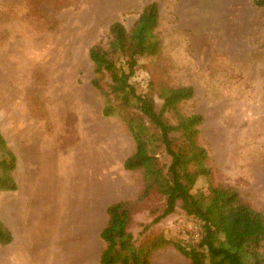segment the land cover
<instances>
[{
    "label": "rangeland",
    "instance_id": "374dc122",
    "mask_svg": "<svg viewBox=\"0 0 264 264\" xmlns=\"http://www.w3.org/2000/svg\"><path fill=\"white\" fill-rule=\"evenodd\" d=\"M151 2L163 47L139 60L132 80L139 91L152 81L195 89L180 109L204 117L200 145L214 184L235 188L264 214V7L253 0H0V129L18 161V189L0 194V213L17 236L0 247V259L100 264L106 206L135 200L144 177L124 168L133 139L121 118L103 115L88 52L110 40L113 23L130 28ZM208 192L200 178L191 193ZM132 207L136 245L161 233L183 245L200 240L202 223L180 207L146 232L162 201ZM155 254L158 264H188L173 246Z\"/></svg>",
    "mask_w": 264,
    "mask_h": 264
},
{
    "label": "trees",
    "instance_id": "16d2710c",
    "mask_svg": "<svg viewBox=\"0 0 264 264\" xmlns=\"http://www.w3.org/2000/svg\"><path fill=\"white\" fill-rule=\"evenodd\" d=\"M253 4L263 8L264 0H253ZM159 28L158 6L148 3L130 28L120 21L113 23L110 40L106 44L97 42L88 52L95 73L91 84L104 97L103 115L121 118L133 139L124 168L142 172L144 177L143 190L135 200L123 199L106 206L99 262L151 264L156 252L173 246L188 264H264V214L245 203L235 188L214 184L211 159L200 145L204 117L198 113L186 115L180 109L194 97L195 89L152 81L145 91H139L132 80L140 59L159 55L163 47ZM154 95L161 102L159 109ZM163 156L169 158L168 164L162 162ZM17 166V157L0 129V194L18 189ZM200 178L206 179L209 192L196 198L191 192ZM156 197L162 201L161 214L143 231L180 207L202 223L196 245L170 241L163 233L136 245L130 230L132 204ZM12 241L13 233L0 217V247Z\"/></svg>",
    "mask_w": 264,
    "mask_h": 264
},
{
    "label": "crops",
    "instance_id": "0c3cea01",
    "mask_svg": "<svg viewBox=\"0 0 264 264\" xmlns=\"http://www.w3.org/2000/svg\"><path fill=\"white\" fill-rule=\"evenodd\" d=\"M0 217H1V219L3 220V222L9 227V229H10V230L12 231V233H13V241H12V243H11L10 245H8V246L1 247V248H4V249H7V248L10 247L11 245H13L14 240H15V237L17 236V235H16L17 233H16V230H15L14 225H13V224H10L8 221H6V219L3 217L2 213H0ZM50 226H51V222H50V224H49L48 230H51ZM49 237H50V236H49ZM40 247H41V248L39 249L40 251H42V252H50V247H49V246H47V248H45V247H43V246L40 245ZM155 255H156V254H155ZM0 261H1V263H3V264H14L13 261H12V260H9L8 258H4L3 260L0 259ZM151 264H158L157 261H156V258H154V256H153V259H152Z\"/></svg>",
    "mask_w": 264,
    "mask_h": 264
},
{
    "label": "built area",
    "instance_id": "2783aa9c",
    "mask_svg": "<svg viewBox=\"0 0 264 264\" xmlns=\"http://www.w3.org/2000/svg\"><path fill=\"white\" fill-rule=\"evenodd\" d=\"M196 237L201 239V235H196Z\"/></svg>",
    "mask_w": 264,
    "mask_h": 264
}]
</instances>
